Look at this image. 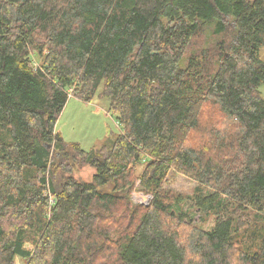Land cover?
I'll use <instances>...</instances> for the list:
<instances>
[{
	"label": "trees",
	"instance_id": "16d2710c",
	"mask_svg": "<svg viewBox=\"0 0 264 264\" xmlns=\"http://www.w3.org/2000/svg\"><path fill=\"white\" fill-rule=\"evenodd\" d=\"M262 45L264 0H0V264H264ZM98 89L121 133L85 150L54 127Z\"/></svg>",
	"mask_w": 264,
	"mask_h": 264
},
{
	"label": "rangeland",
	"instance_id": "374dc122",
	"mask_svg": "<svg viewBox=\"0 0 264 264\" xmlns=\"http://www.w3.org/2000/svg\"><path fill=\"white\" fill-rule=\"evenodd\" d=\"M227 22L228 28H232L233 23ZM259 57L264 62V45L259 47ZM257 88L260 96L264 98V83L258 84ZM99 92L100 89L90 102L78 100V98L69 95L54 127L55 131L60 133L66 142H76L85 150L96 149L103 145L111 147L115 138L121 133L116 116L110 113L108 109V100L99 97ZM51 154H54L53 150ZM71 168L73 176L78 180L88 181L95 172L89 166L80 168L73 166ZM195 185L196 183L189 177L173 172L168 176L165 188L178 194L181 208L192 218L195 224L203 229H208L215 222V218L213 215L204 214L194 207L192 194ZM149 198L137 191H134L131 196V199L138 204H147ZM49 201L50 204L53 203L52 195H49ZM203 217L205 220H202ZM23 262L24 259L19 256L14 259V264H24Z\"/></svg>",
	"mask_w": 264,
	"mask_h": 264
},
{
	"label": "built area",
	"instance_id": "2783aa9c",
	"mask_svg": "<svg viewBox=\"0 0 264 264\" xmlns=\"http://www.w3.org/2000/svg\"><path fill=\"white\" fill-rule=\"evenodd\" d=\"M51 200V199H50Z\"/></svg>",
	"mask_w": 264,
	"mask_h": 264
}]
</instances>
